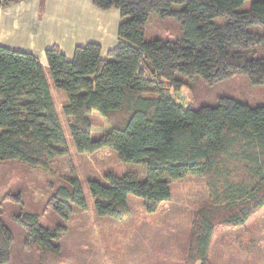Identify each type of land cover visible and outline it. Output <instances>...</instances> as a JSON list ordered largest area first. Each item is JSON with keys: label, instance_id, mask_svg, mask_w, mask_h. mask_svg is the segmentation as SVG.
<instances>
[{"label": "trees", "instance_id": "16d2710c", "mask_svg": "<svg viewBox=\"0 0 264 264\" xmlns=\"http://www.w3.org/2000/svg\"><path fill=\"white\" fill-rule=\"evenodd\" d=\"M21 1L0 0V10ZM92 3L121 14L118 44L106 58L98 43L77 46L72 59L54 45L45 52L44 66L31 53L0 45V161L49 171L69 161L71 175L65 180L71 189H56L47 208L65 219L75 209L88 210L52 88L61 91L66 95L62 113L78 153L108 148L121 162L147 168L146 179L129 172L110 173L107 183L89 180L97 215L124 219L130 195L154 213L171 199L173 182L202 177L211 202L194 217L186 264H210L214 210L236 209L244 223L264 207V106L223 97L216 106L195 110L179 103L173 91L195 77L214 85L241 75L252 85L264 84V0ZM152 14L174 17L183 37L146 41ZM7 198L21 202L20 195ZM16 218L25 246L37 250L41 264H60L57 234L42 226L38 215L23 212ZM228 223L236 221L222 224ZM13 242L0 206V264L10 262Z\"/></svg>", "mask_w": 264, "mask_h": 264}, {"label": "rangeland", "instance_id": "374dc122", "mask_svg": "<svg viewBox=\"0 0 264 264\" xmlns=\"http://www.w3.org/2000/svg\"><path fill=\"white\" fill-rule=\"evenodd\" d=\"M250 3L247 2L245 8ZM219 22L222 19L217 20ZM182 37L181 24L174 17L150 15L146 41ZM186 82L179 91H173V95L179 103L195 110L216 106L223 97L251 107L264 106V84L252 85L246 76L239 75L214 85L200 77L189 78ZM52 93L71 153L70 161L87 198L88 210L75 209L65 219L47 208L56 189L61 186L71 189L65 180L71 175L69 161L57 162L54 171L34 168L16 160L0 161L2 220L14 236L12 257L7 264H41L37 250L24 244V228L16 218L23 212L38 215L40 224L57 234L54 243L61 249L60 264H186L194 217L211 202L205 179L188 176L173 182L171 199L163 202L154 213L147 211L141 198L130 195V213L124 219L98 216L89 180L107 183L106 175L122 176L129 172L146 179L147 168L143 164L121 162L118 154L108 148L93 154L78 153L62 113L66 95L54 88ZM98 136L95 134L94 138ZM9 195H20L21 202L7 198ZM238 215L236 209L225 206L214 210L210 264H264V207L244 223L240 222L243 215ZM224 221H236V224L225 225L222 224Z\"/></svg>", "mask_w": 264, "mask_h": 264}, {"label": "crops", "instance_id": "0c3cea01", "mask_svg": "<svg viewBox=\"0 0 264 264\" xmlns=\"http://www.w3.org/2000/svg\"><path fill=\"white\" fill-rule=\"evenodd\" d=\"M121 14L101 10L92 0H24L0 10V45L31 53L47 66L54 45L72 59L77 46L98 43L103 57L118 44Z\"/></svg>", "mask_w": 264, "mask_h": 264}]
</instances>
